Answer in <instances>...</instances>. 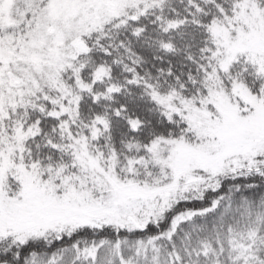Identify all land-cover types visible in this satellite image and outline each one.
Listing matches in <instances>:
<instances>
[{"label":"snow or ice","instance_id":"obj_1","mask_svg":"<svg viewBox=\"0 0 264 264\" xmlns=\"http://www.w3.org/2000/svg\"><path fill=\"white\" fill-rule=\"evenodd\" d=\"M0 264H264V0H0Z\"/></svg>","mask_w":264,"mask_h":264}]
</instances>
